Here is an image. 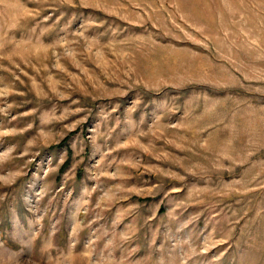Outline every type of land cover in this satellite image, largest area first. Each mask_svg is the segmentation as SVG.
Segmentation results:
<instances>
[{
    "label": "rangeland",
    "instance_id": "obj_1",
    "mask_svg": "<svg viewBox=\"0 0 264 264\" xmlns=\"http://www.w3.org/2000/svg\"><path fill=\"white\" fill-rule=\"evenodd\" d=\"M0 264H264V0H0Z\"/></svg>",
    "mask_w": 264,
    "mask_h": 264
}]
</instances>
